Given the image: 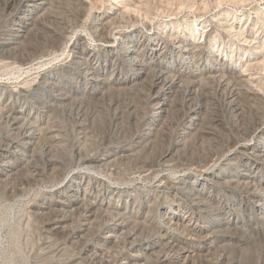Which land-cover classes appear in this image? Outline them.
Listing matches in <instances>:
<instances>
[{
	"label": "bare ground",
	"instance_id": "bare-ground-1",
	"mask_svg": "<svg viewBox=\"0 0 264 264\" xmlns=\"http://www.w3.org/2000/svg\"><path fill=\"white\" fill-rule=\"evenodd\" d=\"M110 1L0 0V75L13 78L0 83L1 264L27 260L31 229L14 220L33 186L26 209L53 264H193L264 231V0ZM213 83L228 118L206 116ZM137 91L142 113L132 99L121 114ZM111 111L113 138L95 142Z\"/></svg>",
	"mask_w": 264,
	"mask_h": 264
},
{
	"label": "rangeland",
	"instance_id": "rangeland-1",
	"mask_svg": "<svg viewBox=\"0 0 264 264\" xmlns=\"http://www.w3.org/2000/svg\"><path fill=\"white\" fill-rule=\"evenodd\" d=\"M104 1V2H103ZM98 2H100V5L99 6H102L103 7V9H108V4H110V0H98ZM59 9V10H58ZM55 11H56V13H57V15L59 14H64L63 13V11H62V8H59V7H55V9H54ZM58 11H60V13L58 12ZM183 14H185V12H183L182 13V15ZM50 18H52V19H50ZM49 19H50V22H48L49 21ZM52 21V22H51ZM56 21V19H54V17H52V16H48L47 17V23H49V25H51L52 24V26L54 27V25L55 26H57V27H60V25H59V22H55ZM159 21V20H158ZM158 21H156L155 20V23H154V25L156 24V22H158ZM126 22V21H125ZM51 23V24H50ZM57 25H56V24ZM123 24H125L124 22H122ZM59 25V26H58ZM241 26V25H240ZM178 26H175V28H177ZM240 27H238V29H239ZM211 29V28H210ZM211 31H214V30H211ZM215 31L216 32H218V33H220V35H221V38L223 39H225L226 40V42L227 41H231V39H232V35L231 36H229L228 34H225V33H223V30H222V28L221 29H219V28H217V27H215ZM40 34L41 33H39V36H36L35 37V35L34 34H32V36L30 37L31 39V41L30 42H34V41H40ZM254 34H256L255 32H254ZM33 36H34V38H33ZM41 36H42V34H41ZM200 37V35H198V38ZM227 37V38H226ZM43 38V37H42ZM195 37H193V39H194ZM38 39V40H37ZM199 39H194V41H198ZM37 42H34V43H37ZM39 43V42H38ZM221 44V43H220ZM219 44V45H220ZM208 47V48H207ZM231 44H230V49L228 48V51H227V53H226V55H225V59L227 60V61H230L232 58H231ZM165 51V50H164ZM204 55L202 54V56H204V57H206V56H208L209 54H210V52H211V47H210V45H209V43H206V46L204 47ZM158 52V51H157ZM165 54V53H164ZM230 54V55H229ZM149 55H151V54H149ZM238 55H243L242 53H240V54H238ZM127 69V67L124 69V70H126ZM240 70H241V68H240ZM59 74V73H58ZM108 76H110L111 75V71H109L108 72V74H107ZM117 76H119V73H118V75ZM11 78V79H10ZM11 80H13V78H12V76L11 75H0V83H4V82H9V81H11ZM64 82H66V80H64ZM80 87V89L82 88L83 89V86H82V84H81V81H79L78 83H76V85H74V87ZM217 88V86L213 83V85L212 86H210V87H208V88H206L205 90H204V92H203V94L205 95V99H204V101L205 102H208V111H207V114H206V116L208 117V119L210 118H212V117H214L216 114H219V115H223V116H225V117H229V114H228V112H227V108H226V105H225V103H224V101L226 100L225 99V97H226V94H227V92H225V91H222V90H218V89H216ZM140 92V91H139ZM138 91L133 95V93H132V95H130V96H128V97H126L125 99L124 98H120L119 99V102H120V108L121 109H123L122 111H121V114H122V112L124 111V110H126V108H127V110L129 109V107H128V105H127V103L128 102H130L132 99H134V101H136V103L135 102H133V103H135L136 104V106L138 107L137 108V111L140 113L141 112V109H139V108H141L140 106H142L144 103H142V101H140V100H142V98H144V97H141L142 95L144 96V94H142V92H140L141 93V95H140V93H139ZM138 93V94H137ZM207 93V94H206ZM209 93V94H208ZM226 93V94H225ZM77 95V94H80V93H75L74 92V95ZM138 95H140V97L138 96ZM180 95V94H179ZM207 95V96H206ZM135 96V97H134ZM138 96V97H137ZM178 97H181V95L180 96H178ZM129 98H131V99H129ZM140 98V99H139ZM129 99V100H128ZM136 99V100H135ZM122 100V101H121ZM100 102V101H99ZM127 106H126V105ZM139 104V105H138ZM103 105V104H102ZM100 106V107H102V108H100L99 107V109H101L102 110V112L103 113H105V109L103 108L104 107V105L103 106ZM122 105H125V106H122ZM178 108H180L179 106L177 107V111L180 113V109H178ZM139 109V110H138ZM114 110V108L112 109V111ZM112 111L110 112V113H106L107 115L105 116V120H106V124H105V127L107 128H105L106 130H108L107 132H106V130H105V132H104V130L102 129V131L103 132H99V130L97 131V133L99 132V134H96L94 137H93V139L95 140V142H101V141H108V140H111L113 137V130L112 129H108V128H110V125H112V123H111V121L113 120V114H111L112 113ZM128 111H130V110H128ZM176 110H175V112H177ZM73 113H75V112H73ZM138 113V114H139ZM142 113V112H141ZM140 113V114H141ZM179 113H177L175 116L176 117H178V114ZM109 114L111 115V116H109ZM126 114H128L127 112H126ZM76 115V113L75 114H73V115H71L70 114V116L69 115H67L66 117H68V120H67V118H66V120L67 121H69V123L67 122V124H68V127H69V129H70V131L71 132H73V134L74 133H77L76 131H78V125L77 124H79L82 120L81 119H83V117L81 118L80 116H75ZM105 115V114H104ZM73 116H74V118H73ZM109 118H108V117ZM70 117H72V118H70ZM76 117V118H75ZM78 117V118H77ZM80 117V118H79ZM112 118V119H111ZM72 119H73V121H72ZM75 119V120H74ZM170 120H169V126L170 127H168V132H169V128H171V127H174V126H172V125H175V123H174V121H173V119L170 117L169 118ZM78 120V121H77ZM81 120V121H80ZM110 120V121H109ZM134 120V119H133ZM76 121V122H75ZM252 121H254V120H252ZM252 121H250V122H248V121H246V123L248 122V125H246V127L247 128H249L250 130L252 129V125H253V122ZM108 122V123H107ZM250 123V124H249ZM70 124V125H69ZM74 125V126H73ZM209 123H207L206 122V124H205V126H206V128L205 129H210L211 127H209ZM250 126V127H249ZM73 127V128H72ZM132 127H134L133 125H132ZM72 128V129H71ZM77 128V129H76ZM111 128H113V125L111 126ZM76 130V131H75ZM101 130V129H100ZM110 130L112 131L111 133H110ZM129 130H131V129H128L127 127H126V129H125V131L126 132H129ZM109 134V135H108ZM98 135H100V136H98ZM72 137V138H71ZM71 137H70V139H73V137H75V135H71ZM99 139H98V138ZM100 138L102 139V140H100ZM104 138H105V140H104ZM97 140V141H96ZM209 140V139H208ZM73 142V140H70V144ZM93 142V141H92ZM206 143V142H205ZM206 147H208V146H206ZM68 148H70V147H68ZM262 170V171H261ZM254 171L257 173V176H258V178H260V179H262V180H264V168H262V169H258V166L257 167H255L254 168ZM205 187L207 188V190H209L211 193H213V190L210 188V186H209V184H207V185H205ZM34 188V189H33ZM31 189H32V191H31V193H30V195L28 196V198L26 199V201H24L23 202V204H21V212H20V215H19V217L18 218H16L15 220H14V223L15 224H19V226H21V228H25L26 226H28L29 225V228L31 229V231H30V233L28 234V232H27V234L24 232H22V235H21V237H20V241H21V243H22V246H23V253H25L24 255H26V257H27V260L26 261H24L22 258V256H21V254L20 253H17V252H11V255L13 256V258H14V264H47V263H50V264H53V260L52 261H50L49 262V259L48 258H50V256L49 255H44L45 253L44 252H46V249H48V248H46L45 247V241H44V238H43V232H42V226H41V221H36V220H29V214H28V210L26 209L27 207H28V203H30L29 201L30 200H33L34 199V195H35V187L33 186V187H31ZM6 195V197H5V199H4V197H3V202L4 203H7V201H9L8 203H13V201H11V199H12V195L11 194H5ZM7 195H8V198H7ZM11 195V196H10ZM37 195V194H36ZM35 195V196H36ZM31 196V197H30ZM220 196V198H219V200H218V202L217 203H222V207H224V209L227 211V209H231V207H234L235 205H237V202H230L229 203V201H227L226 199L225 200H222L221 201V199H222V197H223V195H219ZM26 197H27V195H26ZM7 198V199H6ZM11 198V199H10ZM33 198V199H32ZM27 202V203H26ZM25 203V204H24ZM238 205H239V202H238ZM27 210V211H26ZM28 215V216H27ZM24 219V220H23ZM20 220V221H19ZM28 220V221H27ZM33 221V222H32ZM36 221V222H35ZM29 222V223H28ZM33 223H34V225H33ZM40 225V226H39ZM24 226V227H23ZM41 228V229H40ZM22 229V230H23ZM8 231V229H6L5 231H4V233H6ZM32 233V234H31ZM253 233V234H252ZM252 233H245V239H247V238H249V241H250V243L248 244V245H245V244H243L245 247H243L242 245V247H233V248H231L230 250L228 249H226V250H224V249H219V250H217V251H214L213 253H211L209 256H207L206 258H204V257H202V258H200L199 259V257L198 258H196V262H194L193 264H216V262L218 263L219 262V260H221L222 258H228V261H227V264H264V231H259V232H252ZM248 234H252V236H250L249 237V235ZM27 235V236H26ZM29 236V237H28ZM22 238V239H21ZM250 239H252V240H250ZM34 240V241H33ZM248 240V239H247ZM248 241V242H249ZM254 242V243H253ZM23 243H25V244H23ZM40 245V246H39ZM251 246V247H250ZM249 248L250 247V249H249V251H251V253H250V255H249V257L250 258H252V259H250V258H248V259H250V261L248 260V259H246V251H244V250H242V248L243 249H246V248ZM43 249V250H42ZM253 249H255L254 250V252H255V255H253L254 253H252L253 251L252 250ZM257 250V251H256ZM42 251H44V252H42ZM48 251V250H47ZM40 252H42V254L40 253ZM258 252V253H257ZM7 254V253H9V252H3V250L1 249V247H0V260L2 259V257H3V255H5V254ZM245 253V254H244ZM253 255V256H252ZM257 255H259L258 257H257ZM49 256V257H48ZM252 256V257H251ZM255 256V257H254ZM211 257V258H210ZM248 257V256H247ZM261 257V259H259ZM42 258V259H41ZM210 258V260H208ZM47 259H48V262H47ZM259 259V260H258ZM43 260V261H42ZM45 260V261H44ZM38 261V262H37ZM42 263H41V262ZM45 262V263H44ZM1 264V263H0ZM87 264H95L94 262L92 263V262H88Z\"/></svg>",
	"mask_w": 264,
	"mask_h": 264
}]
</instances>
